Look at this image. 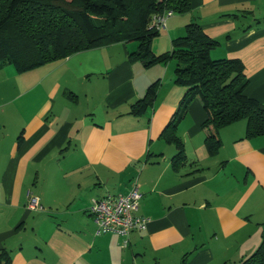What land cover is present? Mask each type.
<instances>
[{"label": "crops", "instance_id": "0c3cea01", "mask_svg": "<svg viewBox=\"0 0 264 264\" xmlns=\"http://www.w3.org/2000/svg\"><path fill=\"white\" fill-rule=\"evenodd\" d=\"M190 4L166 19L151 52H170L197 22L219 43L210 58L239 59L244 93L264 102V0ZM137 46L111 43L23 73L0 66V252L10 264H237L260 244L264 135L247 138L239 120L219 130L210 154L201 100L174 118L186 91L174 83L175 60L147 67L129 57ZM156 80L153 105L129 114ZM36 93L44 99L29 114ZM170 121L183 144L179 162L161 136ZM134 180L137 214L149 220L124 246L117 234L97 233L87 208L92 198L128 193ZM31 197L41 208L28 206Z\"/></svg>", "mask_w": 264, "mask_h": 264}, {"label": "trees", "instance_id": "16d2710c", "mask_svg": "<svg viewBox=\"0 0 264 264\" xmlns=\"http://www.w3.org/2000/svg\"><path fill=\"white\" fill-rule=\"evenodd\" d=\"M190 0H0V66L10 64L23 73L74 53L116 42L136 41L132 60L145 66L174 59V83L186 88L174 118L178 120L189 104L199 98L206 112L202 127L210 154L221 146L219 130L245 121L247 138L264 135V102L244 93L248 80L239 59H212L210 51L218 41L197 22L185 25L184 34L172 40L170 52L155 56L151 40L159 35L150 26L154 14L171 10L188 12ZM159 80L152 82L144 96L130 105L129 114L141 116L153 101ZM170 121L161 136L176 145L175 162L184 160L183 144ZM7 252L0 263L10 264ZM237 264H264V231L258 247Z\"/></svg>", "mask_w": 264, "mask_h": 264}, {"label": "built area", "instance_id": "2783aa9c", "mask_svg": "<svg viewBox=\"0 0 264 264\" xmlns=\"http://www.w3.org/2000/svg\"><path fill=\"white\" fill-rule=\"evenodd\" d=\"M173 14L171 10L154 14L150 18V26L160 31L165 28L166 19ZM141 192L134 180L132 188L126 194H107L102 198H92L87 208L97 233H114L123 238V245L128 243L129 234L133 230H144L148 218L137 214ZM28 206L41 208L36 197L29 198Z\"/></svg>", "mask_w": 264, "mask_h": 264}, {"label": "rangeland", "instance_id": "374dc122", "mask_svg": "<svg viewBox=\"0 0 264 264\" xmlns=\"http://www.w3.org/2000/svg\"><path fill=\"white\" fill-rule=\"evenodd\" d=\"M260 9L264 10V5H261L260 6ZM261 18H264V15H262ZM260 21V19L258 20ZM77 83V82H76ZM78 84V83H77ZM79 84L77 85V88H78ZM79 90V89H77ZM101 96V93H98V96L97 97H94V99H99V97ZM60 95H57V101L59 102L60 100ZM28 100L30 101V107H29V114L33 113L35 111V109L41 104V102L43 101L44 97L40 94H35V96L32 98V94H29L27 96ZM59 99V100H58ZM81 99V97H80ZM64 157V155H61L60 158ZM52 163H55L53 162V160H47L46 161V164L44 165H48V164H52Z\"/></svg>", "mask_w": 264, "mask_h": 264}]
</instances>
